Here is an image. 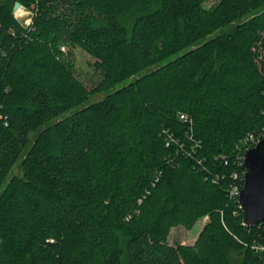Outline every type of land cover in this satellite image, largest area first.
<instances>
[{
    "label": "trees",
    "instance_id": "1",
    "mask_svg": "<svg viewBox=\"0 0 264 264\" xmlns=\"http://www.w3.org/2000/svg\"><path fill=\"white\" fill-rule=\"evenodd\" d=\"M206 1H0V264H264V221L227 193L264 137V0ZM65 45L95 60L94 88Z\"/></svg>",
    "mask_w": 264,
    "mask_h": 264
},
{
    "label": "water",
    "instance_id": "2",
    "mask_svg": "<svg viewBox=\"0 0 264 264\" xmlns=\"http://www.w3.org/2000/svg\"><path fill=\"white\" fill-rule=\"evenodd\" d=\"M19 7L15 2L13 11ZM243 165L238 203L243 210V225L252 227L264 221V137L244 152Z\"/></svg>",
    "mask_w": 264,
    "mask_h": 264
},
{
    "label": "rangeland",
    "instance_id": "3",
    "mask_svg": "<svg viewBox=\"0 0 264 264\" xmlns=\"http://www.w3.org/2000/svg\"><path fill=\"white\" fill-rule=\"evenodd\" d=\"M217 2L218 0H207L203 5L204 7L209 8L215 5ZM19 15H21V17H24L19 18L23 23V21H25V18L27 17L22 13H19ZM62 52L65 59L72 63L74 75L87 89L90 90L99 83L101 74L94 68L93 63L95 60L92 57L86 54L79 47H70L68 45L62 46ZM173 58L174 56L170 57L168 60H171ZM131 80L132 79L125 80L117 84L115 88L122 87L123 85L129 83ZM143 198L144 197H141L137 200V205L141 204ZM135 212H137V210H135ZM129 218L130 215H126L125 219L128 220ZM206 220V216L201 217L197 219L190 228H185L183 225H178L176 227L170 228L167 236L168 244L192 246Z\"/></svg>",
    "mask_w": 264,
    "mask_h": 264
},
{
    "label": "built area",
    "instance_id": "4",
    "mask_svg": "<svg viewBox=\"0 0 264 264\" xmlns=\"http://www.w3.org/2000/svg\"><path fill=\"white\" fill-rule=\"evenodd\" d=\"M19 13L20 14L21 13L25 14L24 16L27 17V18H25V21H23V23L20 21L19 18H24V17L23 16L21 17V15H19ZM13 14H14L15 18L17 20H19V22L24 27H27L30 31H34L35 30L34 27L31 25L32 24L33 12H31L29 10H26L25 8L20 6L17 9V11H15V12L13 11ZM61 51H62V47H61ZM178 120L186 126L185 137L188 136V134H189L188 132H190V130H192V126H193L192 118L190 116H188L187 114H185V113H179ZM165 134H166V138H165L164 141H165V146L166 147L170 146L171 144H176L179 148H183L184 147V143L181 142L179 139H174L172 133L168 129L166 130ZM199 147H200L199 142H194L192 144V146H191L192 149L199 148ZM247 149H245L242 154H237L235 156V159H234L235 169L229 175L231 181L229 182V184L227 186V193L229 194V197L231 199L235 200L237 203H238L239 193H240V190H241V187H242V177H243V174L245 172V170L241 171V175H240V173H239L237 168L241 167V166H244L243 165V154H244V152ZM221 159H223V163L224 164H226L228 162L227 159H225L224 157H221ZM214 178L212 179L213 183L216 182V176ZM238 208H241L239 203H238ZM249 246L255 253L259 254L260 256H262L264 258V242L253 241V242H251V244Z\"/></svg>",
    "mask_w": 264,
    "mask_h": 264
},
{
    "label": "bare ground",
    "instance_id": "5",
    "mask_svg": "<svg viewBox=\"0 0 264 264\" xmlns=\"http://www.w3.org/2000/svg\"><path fill=\"white\" fill-rule=\"evenodd\" d=\"M185 138V137H184Z\"/></svg>",
    "mask_w": 264,
    "mask_h": 264
}]
</instances>
